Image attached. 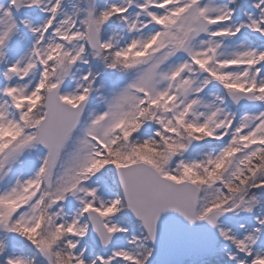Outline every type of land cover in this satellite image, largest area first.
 Returning <instances> with one entry per match:
<instances>
[{
  "label": "snow or ice",
  "instance_id": "obj_1",
  "mask_svg": "<svg viewBox=\"0 0 264 264\" xmlns=\"http://www.w3.org/2000/svg\"><path fill=\"white\" fill-rule=\"evenodd\" d=\"M0 264H264V0H0Z\"/></svg>",
  "mask_w": 264,
  "mask_h": 264
}]
</instances>
